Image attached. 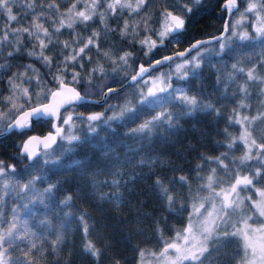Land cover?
Segmentation results:
<instances>
[{
  "label": "trees",
  "instance_id": "1",
  "mask_svg": "<svg viewBox=\"0 0 264 264\" xmlns=\"http://www.w3.org/2000/svg\"><path fill=\"white\" fill-rule=\"evenodd\" d=\"M223 1L200 0L195 4L193 0H146L138 14L130 15L129 9L118 10L116 14L108 12L106 22L102 23L99 12H103L107 3L111 2L105 0V7L99 8L87 23L77 22L73 28L64 27L55 34L53 42L45 49V55L53 60L49 71L39 60L27 55L34 46L39 51L38 41L27 33H13L16 29L32 25L34 12L41 16L39 22L51 32L59 26L61 15L66 14L73 4H77L76 11H80L92 0H9L12 14L17 19L9 21L8 11L0 9V65L5 66L0 72V110L8 112L11 107L6 99L10 95L9 77L23 72L24 66L32 65L49 82L50 87H58L52 79L57 74V65L63 67L65 57L82 47L93 33L99 34L94 44L82 54V58L68 65L63 77L82 95L88 93V97L98 98L101 94L97 95V92L102 93L108 86L120 85L134 72L138 63L153 62L183 49L195 39L219 33L226 15L221 8ZM252 1L236 0L237 8L226 23L229 31L223 38L230 35V22L235 12L243 10ZM127 2L135 5L137 0ZM30 3H34V9L27 7ZM49 4L57 7L48 8ZM186 5L192 8V12L185 16L186 24L179 43L166 40L163 47L145 56L148 49L141 41L146 38L156 40L155 33L162 30L163 14L168 11L182 15ZM145 18H148L147 28ZM54 20L56 23H53ZM126 21L130 27L122 34ZM5 30L9 33L7 40L3 39ZM65 42L70 43L67 49L64 48ZM227 44L223 52H220L218 41L206 45L209 51L201 67L195 70V75L189 74L187 79H178L176 71L172 70L179 60L165 63L150 75L147 74V77L158 72L171 75L169 82L173 88H183L187 95L199 101V105L192 110L179 101L175 102V107L166 105L175 117L172 127L165 124L164 127L154 128L143 139L142 134L130 135L131 129L151 119L158 111L149 109L135 122L112 121L109 130L101 126L99 138L92 134L88 142L74 145L72 152L60 157V165L50 166L46 172L37 169L31 175L12 176L10 182L14 181L17 186L32 176H44V180L36 184L39 191L47 188L49 182L57 185L47 200V206L37 205L38 210H34L32 221L37 217L46 219L47 231L56 233L49 249L42 255H35L36 260L45 264H138L144 254L158 252L165 242L176 237L177 232H183L194 214L193 203L197 207L201 202L205 204L200 211L213 204L212 201L194 200L197 196L210 195L209 190L200 189L213 169L216 170V181L221 182L214 186V190L219 192L222 188L228 189L237 174L253 175L264 165V156L259 157L258 162L255 148L253 159L240 165V159L247 151L240 139L241 134L247 129L257 143L264 137V119L258 118L264 117V45L239 38H230ZM17 48L19 51H15ZM9 52H13V56L9 57ZM106 52L107 56L104 55ZM125 53H131L128 63L117 61ZM233 64L244 71L233 69ZM100 68H103V72L99 71ZM250 70L255 77L253 80H248ZM75 72L80 74L79 83L73 84ZM114 80L119 83H113ZM244 85L247 87L246 98L245 93L240 91ZM22 87L30 88L32 92L40 89L35 79ZM141 90H148L143 80L135 88L124 86L123 92L110 96L106 102L103 100L100 104L78 106L77 116L86 117L97 112H106L107 116H111L113 110L106 111L110 105L117 106L114 111H119V106L132 98L131 93L135 92L138 99ZM241 102L244 107L240 106ZM209 104L212 107L206 108L205 105ZM67 114L64 112V115ZM244 117H248V120L236 122ZM49 131H52L51 123H34L31 130L23 135L11 131L0 137V161L6 167L15 166L17 173H20L28 163L26 157L20 155L23 141L28 136L43 135ZM77 134L85 135L86 126L79 125ZM233 140L235 143L229 148ZM39 152L42 154L43 149ZM57 156H60L59 152ZM217 158L223 160V165ZM224 165H227V170ZM181 177H184L183 181ZM164 188L169 189V194L174 197L171 205L163 194ZM261 189L264 190V179L254 180L253 185L240 191L242 198L251 199L246 200L243 211L231 215L224 228L219 226L213 241L209 242V252L203 264H243L245 255L240 236H224V232L236 231L245 215H253V211L249 210L251 200ZM13 193L10 200L6 198L7 206L18 204L17 196ZM68 197L71 199L65 206L61 201ZM23 211L26 213V210ZM254 220L258 219L254 216L248 222ZM57 236L60 241L54 245ZM89 242L98 251V256L94 257L85 250Z\"/></svg>",
  "mask_w": 264,
  "mask_h": 264
},
{
  "label": "snow or ice",
  "instance_id": "2",
  "mask_svg": "<svg viewBox=\"0 0 264 264\" xmlns=\"http://www.w3.org/2000/svg\"><path fill=\"white\" fill-rule=\"evenodd\" d=\"M35 2V0H34ZM146 0H137L135 5L128 3L127 0H111L105 7V0H92L91 4L85 6L84 10L76 11L77 4H73L67 11L66 14L61 15L59 20V26L53 31L45 27L39 21L41 16L39 14H34L33 24L29 27H24L22 29H16L13 35L27 33L29 37L38 41L39 51L37 52L36 47L27 52L29 57H33L39 60L45 67L49 68L51 71V65L53 60L51 57L45 55V49L53 42V37L56 33H59L62 28H73L74 24L77 22L87 23L97 14V10L101 7H105L103 12H99V16L102 23L106 22V15L108 12L116 14L118 10L129 9L131 14H138L142 8L145 6ZM193 3L198 4L200 0H193ZM235 0H226L225 7L231 11L234 8ZM28 8L34 9V3L27 5ZM48 8L57 7L54 4H49ZM255 4H249L247 11H252L255 9ZM0 9H6L8 11V20L16 21L17 17L12 14L9 0H0ZM192 8L185 6V11L182 15H174L172 12L166 11L163 14L164 23L162 25V30L155 33L157 36L156 40L146 38L141 41L142 45L147 47L145 56H148L153 52L154 49L163 47L165 41L168 40L169 43H179L180 35L183 32L186 24L185 16L191 14ZM53 23H56L54 20ZM240 22L237 21V24ZM145 28L148 26V18L144 19ZM130 25L126 21L124 24L125 34ZM232 27H235L234 25ZM229 31V26L226 24L225 32ZM98 33H93L92 37H89L87 42L83 43V46L78 50H73L72 53L65 57L62 62L63 67L57 65V74L53 75L52 79L56 82L58 87H50L49 82L45 81L44 78L39 74V71L32 67V65L24 66L23 72L14 73L9 77V93L10 95L6 98L8 103L11 104L8 112H3L0 110V131H16L18 134L23 135L25 131L31 130L33 124H47L51 123L50 131L46 136H30L26 141H24L20 155L26 157L28 163L25 165L24 169L17 173L15 166L9 165L4 166L3 162L0 161V264H32L31 259L26 261L16 258L15 260L9 257V253L12 248H19L20 244L17 241L23 243L27 241V251L24 253L25 257L31 255L32 250L36 248L34 240L37 237V233L32 231L29 227L27 221H22L20 219V210H26L27 215H33L34 210L37 209V205L47 206L48 198H51L53 191L57 188V185L51 184L43 191H39L36 188L38 181H43L44 176H32L31 179L27 180L23 184L14 185L10 181L13 175L22 176L24 173L31 175L33 170H39L40 172H46L50 166H58L61 163L60 157L66 153L73 151L74 145H79L81 143H86L89 141V137L95 134L96 138H99V129L101 126L105 130L111 129L112 121H130L135 122L140 118L142 113H146V110H157L156 115L152 116L151 119L143 121L138 127L131 129L130 135L135 136L136 134H142L141 139L149 136L154 128L164 127L167 124L168 127L173 126L175 117L173 114L167 110L166 105H171L175 107L176 101H179L184 106L188 107L190 110L195 109L199 105V101L194 96H189L186 94L183 88H173L171 83L172 77L168 74H162L159 77L154 78L151 81L152 86L148 88L147 92L140 91L139 98H136V93H131V99H127L122 105L119 106V111H114L117 106L110 105L106 110H113L111 116H107L106 112H97L89 114L86 117L80 115L77 116L76 108L78 106H86L89 103H98L96 101L89 100L88 93L81 94L76 90L75 87H69L68 83L63 77V73L67 70L68 65L75 62L78 58H82V54L94 44L95 38ZM233 36H238L241 41H256L261 45H264V26L257 27L255 29V36H250L248 32H232ZM9 38V33L5 30L4 40ZM218 42H220V52L228 46L227 39L223 37H215ZM211 41H196L191 44L184 51H178L173 55L164 56L163 59H157L149 67L141 65L139 70L135 75L131 77V80L127 83L128 88L137 87L143 80L145 84L149 81L145 80L146 74L150 75L152 71L157 69L159 66L175 62L176 63V74L178 79H187L189 74L195 75L196 69L201 67V62L204 60L205 55L208 53L206 45L210 44ZM98 48V45H96ZM70 43L65 42L64 48H69ZM19 51V48L15 49ZM195 52V55L192 53ZM105 56L108 53H104ZM131 53H125V55L120 56L119 60L124 64L128 63V57ZM219 55V53H217ZM8 56H13V52H9ZM190 57V58H189ZM4 65H0V72L3 71ZM83 67V65H81ZM233 69L243 72L244 69H238L236 64L232 65ZM96 69L93 70L95 72ZM103 72V68L99 69ZM78 72L73 73L72 83H79ZM32 79H35L37 84L40 85V89L37 92H32L30 88H24L22 85L24 83H31ZM255 79L253 71L248 72V80ZM89 82H91L89 80ZM113 83H119L113 81ZM124 91V86L119 89L113 88L111 86L107 87L106 91H103L102 98L107 100L110 96L119 95L120 92ZM240 91L245 93V98L247 96L246 85L240 87ZM100 95V92L96 93ZM241 107H244L243 102H241ZM206 108H211L212 105H205ZM67 112V115H64ZM259 119H264V117H258ZM257 119V118H253ZM248 117H244L243 120H237V123H243L247 121ZM6 122V127H5ZM86 126V134L81 136L77 134V129L79 125ZM240 139L245 143L247 151L244 156L240 159V165H244L246 161L253 159V149H257L256 158L259 162V157L264 156V137L260 138V143L252 138L250 132L246 129L242 134ZM58 141L64 143H58ZM101 143H103L101 141ZM232 143H229V148L232 147ZM42 146L43 153L39 152L33 147ZM56 145V147H53ZM61 149L63 151H61ZM60 156H57V153ZM219 162L223 165V160L217 158ZM78 163V162H77ZM199 167V166H198ZM227 170V165H224ZM216 170H212V174L207 177V182L204 184L200 191L205 189L209 190L210 195L205 197H194L195 199H200L202 201H212L213 211L208 213L207 218L203 223L196 229L199 235L193 234V224L190 223L184 229L183 234L180 232L176 233V237L172 242H165V247L160 253V258H162L165 264H203V260L206 254L209 252V242L213 241L214 234L218 232L221 223H227L228 217L237 213L238 211H243L246 207V200L251 199L250 197L242 198L240 196V191L249 188L253 185L254 180L264 179V165L258 168L253 175H239L237 174L236 179L231 183L228 189H221L219 192L214 190V186H218L215 179ZM181 181L184 177L180 178ZM160 184V181H157ZM15 192L18 204L14 206L11 210V220L5 221L3 217L6 213L3 212V208L6 204L7 196H10ZM163 194L167 197L169 205L174 202V197L169 194V189L164 188ZM260 199L258 201H253L249 210L254 209L253 215H245L243 217V222L245 225L244 229H237L231 233L224 232V236H241L244 243L245 258L243 264H264V227L260 229H252L248 225L249 220H253V217L258 213L259 217L264 218V191L259 192ZM71 197L66 198L61 201L62 204L67 206L69 204ZM219 201L217 204L216 201ZM193 213L199 214L200 209L205 207V204L201 202L199 207L196 203H193ZM7 223L6 229L3 225ZM37 227L48 226V221L46 219L40 220ZM85 232H87V225H85ZM259 234V243L254 239L256 234ZM219 239V236L215 237ZM60 241V237L57 236L56 241L53 244H57ZM182 241V242H181ZM85 250L90 252L92 256H98V251L89 242ZM172 251L174 255H169V251ZM143 255V254H142Z\"/></svg>",
  "mask_w": 264,
  "mask_h": 264
},
{
  "label": "rangeland",
  "instance_id": "3",
  "mask_svg": "<svg viewBox=\"0 0 264 264\" xmlns=\"http://www.w3.org/2000/svg\"><path fill=\"white\" fill-rule=\"evenodd\" d=\"M263 0H253L251 3L249 4H255L256 7L255 9H253L252 11H247L249 8V4L245 6V8L243 10H239L236 11L233 18L231 19L230 22V35L226 38L227 40L230 38H238V36H233L232 32L235 31L237 33L239 32H248L249 34H254L255 35V29L257 27H261L264 26V1ZM228 21V20H227ZM237 21H239L240 23L237 24ZM164 23V22H163ZM235 27H232V26ZM220 45V42H219ZM120 61V60H117ZM121 62V61H120ZM179 62V61H178ZM177 62V63H178ZM123 63V62H121ZM173 71H176V64L173 65L172 67ZM162 74H165L164 72H158L156 74H154L153 76H148L145 80H148L149 83L146 84V86L149 88L152 86L151 81L156 78L161 76ZM12 184L17 185L14 181L12 182ZM260 191H264L263 189L261 190H257L256 192V196L251 200V204L253 203V201H258L260 199V195L259 192ZM14 195V193L10 196H7V198L10 200V198ZM217 204L219 203V201L216 202ZM14 206H17V204H14L11 206V204H5L4 208H3V212L6 213L5 217H3V219L5 221H9L11 220V210ZM213 211V204L211 206H209L207 209L200 211L199 214H193V216L191 217V223L193 224V234L194 235H199V233L196 231L197 228H199V226L203 223V221L207 218L208 213ZM252 211L254 212L255 210L252 209ZM34 217L33 215H27L23 209L20 210V219L22 221H27L29 227L32 229V231L37 233V237L34 242L36 244V248L32 250V253L30 256L25 257L24 253L27 251V241L21 243L19 241H17V243L20 244L19 248H12L10 253H9V257L13 260H15L16 258H20L21 260H28L31 259L32 264H45V262L36 260L35 255H42L43 253H45L46 249H49V244L54 240L53 236H56L55 232L54 234H51L50 231H47V228L40 226L37 227L36 225L39 224V221L41 220L39 217L36 218V220L32 221ZM255 217L258 220H254L253 222H248V225L252 228V229H260L261 227H264V218L259 217L258 213L255 214ZM232 217L229 216L227 219L228 221L231 219ZM189 222L187 223V225L185 226V228L189 225ZM226 226V223H221L220 227L224 228ZM3 227L6 229L7 227V223H5L3 225ZM184 228V229H185ZM245 225L244 222L241 221V223H239V229H244ZM52 229V228H51ZM184 231V230H183ZM183 234V232H182ZM241 241H242V246L244 248V243H243V239L240 236ZM175 239V238H174ZM174 239L168 241V242H172ZM255 241L257 243H259V234L257 233L254 237ZM182 242V241H181ZM165 245L158 251L155 253H146L144 254V256L140 259V261L138 262V264H165L164 260L162 258H160V253L163 251ZM169 255H174V253L170 250L169 251ZM244 255H245V251H244Z\"/></svg>",
  "mask_w": 264,
  "mask_h": 264
},
{
  "label": "water",
  "instance_id": "4",
  "mask_svg": "<svg viewBox=\"0 0 264 264\" xmlns=\"http://www.w3.org/2000/svg\"><path fill=\"white\" fill-rule=\"evenodd\" d=\"M225 3H226V0H224V1L222 2V4H221V8H224V9H225L226 15H225L224 20H223V22H222V28H221L220 32L217 33L216 35H213V36H209V37H204V38H198V39H195V40L191 41L188 45H186L183 49L178 50V51H184V49L188 48L191 44L195 43L196 41H211V42H214V41H217L216 39H214L215 37H223V36H224V34L226 33V32H225V26H226V23H227V20H228V16H229L230 12H231L232 10H234V9L236 8V6H237V2H236V0H235V5H236V6H235L234 8H232L231 11H230L229 9H227V8L225 7ZM174 15H175V14H174ZM178 51H175L174 53H176V52H178ZM174 53H172V54H170V55H173ZM164 56H169V55H164ZM164 56H162V57L159 58V59H163ZM154 62H155V61L150 62V63H147V64L138 63V64L136 65V67H135L134 72H133V73H132V74H131V75H130V76H129L124 82H122L120 85H118V86H116V87H113V88H117V89H119V88L122 87V86H126L127 83L131 80V77H132L133 75H135L136 72L139 70V68H140L141 65H144L145 67H149V66H150L151 64H153ZM68 86H69V87H72L71 85H68ZM106 90H107V89H105L104 91H106ZM77 91H78V90H77ZM102 94H103V92L101 93L100 97H98V98H94V97H88V98H89V100L96 101V102H98V104H100V103H102L103 100H104V99L102 98ZM5 127H6V125H5ZM51 129H52V128H51ZM52 131H53V130H52ZM49 132H50V131H49ZM49 132H47V133H45V134H43V135H38V136H40V137L46 136ZM8 133H9L8 131H0V137L6 135V134H8ZM31 136H37V135H31ZM29 137H30V136H28L24 141H26ZM24 141H23V143H24ZM23 143L21 144L20 150H22ZM33 147L36 148L38 151H39L40 149H43L42 146H36V145H33Z\"/></svg>",
  "mask_w": 264,
  "mask_h": 264
},
{
  "label": "bare ground",
  "instance_id": "5",
  "mask_svg": "<svg viewBox=\"0 0 264 264\" xmlns=\"http://www.w3.org/2000/svg\"><path fill=\"white\" fill-rule=\"evenodd\" d=\"M236 8H237V6H236ZM236 8L230 12V14H229V16H228V19H229V17L231 16V14L233 13V11L236 10ZM222 9H224V8H222ZM224 10H225V9H224ZM225 14H226V12H225ZM169 55H170V54H169ZM146 77H147V74L145 75V78H146Z\"/></svg>",
  "mask_w": 264,
  "mask_h": 264
}]
</instances>
